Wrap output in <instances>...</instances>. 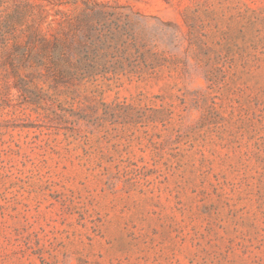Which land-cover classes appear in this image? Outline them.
<instances>
[{
    "label": "rangeland",
    "instance_id": "rangeland-1",
    "mask_svg": "<svg viewBox=\"0 0 264 264\" xmlns=\"http://www.w3.org/2000/svg\"><path fill=\"white\" fill-rule=\"evenodd\" d=\"M39 12L109 72L12 68ZM0 264H264V0H0Z\"/></svg>",
    "mask_w": 264,
    "mask_h": 264
},
{
    "label": "trees",
    "instance_id": "trees-1",
    "mask_svg": "<svg viewBox=\"0 0 264 264\" xmlns=\"http://www.w3.org/2000/svg\"><path fill=\"white\" fill-rule=\"evenodd\" d=\"M90 12L95 14L93 9H90ZM20 15L15 13V21L8 17L10 26H13L12 23H25L28 17H31V24L26 26L27 42L25 47L27 49L17 51L15 48L13 53L8 54L7 59L12 68L15 67L16 61H30L37 67H44L46 72H49L58 81L84 80L93 75L109 72V69L100 70L99 67L84 65L82 62L81 56L90 51L87 39L94 38L90 32L92 26L89 25V15H86V18L81 21L79 19L69 21L70 30L68 32L64 30L57 36H48L42 31L41 26L45 19L42 12H39L35 19H33L35 16L33 13L26 14L27 16ZM81 22H85L86 25H82ZM84 32L89 33L85 34ZM92 42L96 45L95 41L92 40Z\"/></svg>",
    "mask_w": 264,
    "mask_h": 264
}]
</instances>
